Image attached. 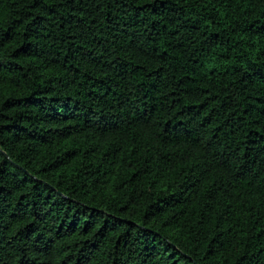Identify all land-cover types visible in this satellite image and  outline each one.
I'll use <instances>...</instances> for the list:
<instances>
[{"label":"trees","instance_id":"trees-1","mask_svg":"<svg viewBox=\"0 0 264 264\" xmlns=\"http://www.w3.org/2000/svg\"><path fill=\"white\" fill-rule=\"evenodd\" d=\"M0 264H264V0H0Z\"/></svg>","mask_w":264,"mask_h":264}]
</instances>
